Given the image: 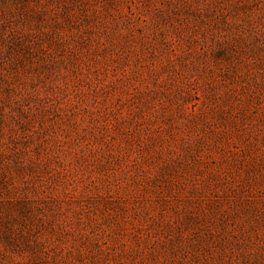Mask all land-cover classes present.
Returning a JSON list of instances; mask_svg holds the SVG:
<instances>
[{"label":"rangeland","instance_id":"374dc122","mask_svg":"<svg viewBox=\"0 0 264 264\" xmlns=\"http://www.w3.org/2000/svg\"><path fill=\"white\" fill-rule=\"evenodd\" d=\"M0 264H264V0H0Z\"/></svg>","mask_w":264,"mask_h":264}]
</instances>
